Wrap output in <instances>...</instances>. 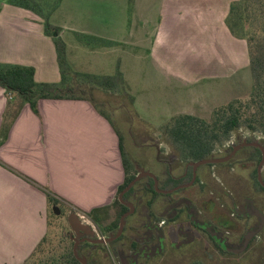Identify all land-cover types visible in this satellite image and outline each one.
<instances>
[{
    "label": "crops",
    "instance_id": "1",
    "mask_svg": "<svg viewBox=\"0 0 264 264\" xmlns=\"http://www.w3.org/2000/svg\"><path fill=\"white\" fill-rule=\"evenodd\" d=\"M10 6L13 8L2 12L0 4V63L35 68L39 83H60L56 47L45 34L43 19L30 10ZM54 19L53 15L52 24ZM69 19L73 21L68 22ZM166 25L165 21L161 23L151 48L132 46L123 52V59L119 55L121 71L130 88L137 84L138 77L145 90L156 86L152 90L162 103L159 112L164 113V119L181 114L198 116L175 111L181 104L180 93L175 90L182 76L178 62L181 52L174 39L164 35ZM58 26L74 69L96 75L111 71L114 72L111 75L115 74L118 57L111 50L113 47L90 48L80 41L84 35L115 41L116 31H109L110 24L108 31L102 26L104 31H100L97 28L100 25H92L89 18L75 11L74 16L65 15ZM188 75L183 76L186 81ZM142 102L151 101L144 96ZM175 102L173 107L171 104ZM7 104L6 90L0 86V131ZM151 166L154 167H142V171L152 173L159 186L166 189L173 187L169 179H178L183 172L179 165L169 170L158 159ZM201 175L204 182L205 170ZM124 180L118 130L92 102L44 99L39 103V113L26 105L8 140L0 145V264H24L47 235L48 192L70 209L71 214L87 216L120 198L119 188ZM94 250L84 247L85 259L89 252L98 253Z\"/></svg>",
    "mask_w": 264,
    "mask_h": 264
},
{
    "label": "rangeland",
    "instance_id": "2",
    "mask_svg": "<svg viewBox=\"0 0 264 264\" xmlns=\"http://www.w3.org/2000/svg\"><path fill=\"white\" fill-rule=\"evenodd\" d=\"M231 1L39 0V2L45 3L44 13L46 15L51 14V17L53 15L56 17L53 20V25L58 28H60L58 25L60 21H63L64 16H74L75 11L89 18L92 25H100L97 27L100 31H104L103 28L108 31L110 24L111 28L109 31H116L117 38L115 40L117 42L113 41L115 42L113 45H104L97 42H92L88 45L85 43L86 39H80V41L90 48H103L108 47V45L113 47L111 50H115L118 57L117 68L121 66L119 55L123 59V52L130 50L133 48L132 46L151 48L155 37L160 32L161 23L165 21L167 25L164 35L167 36V39L173 38L175 46L181 52L178 62L181 65L180 75L182 76L175 87V90L180 93L181 104L179 109H175V111L179 113L191 112L205 119H210L217 107L225 105L232 100H247L253 87L247 43L232 36L225 23ZM0 4L1 8H3L2 12L6 8H13L3 0H0ZM71 21L73 20H68V22ZM73 70L74 72L77 71L74 68ZM104 73H106L104 74L106 76L114 72ZM188 73L189 79L186 81L183 76ZM135 81H137V84L131 87V94L135 97L134 106L129 99L122 97L121 92L100 91L94 95L99 103L98 106H100L98 109L104 111L110 117L116 129L122 133L126 155L138 167V170L142 171V167H154L151 166L154 159L162 160L166 163L170 162L171 164L176 161L177 157L163 132L164 126L171 118L165 117L164 119V113L160 115L159 110L161 107L159 106L162 103L160 104L159 98L156 97V91L152 90L156 86L153 85L147 91L141 85L139 77ZM144 96L149 97L152 103H143L142 98ZM171 105L175 107L176 102ZM186 105H188L187 108H184ZM167 115L166 113L165 116ZM244 140L263 143L264 137L260 133H252L245 128L241 129L233 135L229 142L218 145L214 157L211 159H222L228 156L232 149ZM243 153L241 156H243ZM222 167V165L218 164L217 167L212 169L215 173L214 179L216 181L211 183V185L208 183L209 186L207 185L206 190L207 188L212 190L220 187L232 190L234 183L238 185V183L240 184L243 181L242 172L239 170L240 167L238 169L239 173L234 178L226 176L223 170L227 169V167ZM253 168L255 167L251 166V170ZM206 169L209 170L210 166H202L199 174ZM245 174L249 179L252 177L253 180L255 179V174L252 176L250 173ZM218 179L221 180L223 186L217 181ZM204 182L208 181L205 180ZM202 185L205 186L204 184ZM191 192H195V189H192ZM186 193V191H183L181 195ZM244 193V196H248V191H244ZM207 198L197 195L195 199L199 209L204 208L203 202ZM58 208L61 212L59 215L61 217L59 219L51 217V233L52 238L56 240L54 242L56 245L61 240L62 234L70 232L69 217L71 215V210L63 204L61 209L60 207ZM111 213L112 215L115 214L113 211ZM165 217L166 219L170 218L169 214H166ZM127 218L128 216L124 227L137 221L136 217V219ZM87 220L91 221L88 218ZM257 220L256 222H259ZM248 231L245 230L243 235L245 236ZM261 242L262 240L259 239L254 249H252V251L255 250V253L250 255L252 258L247 254L226 258V256L217 255L214 251L210 250L208 253L203 249L199 259L205 264H264V249H260ZM242 243L243 239L241 243L239 241V245H234V247L238 248ZM258 246L260 250H257ZM44 255H51V253L48 251ZM123 255L118 256L117 260L120 264H125L126 262L124 259L127 258L125 255V258H122Z\"/></svg>",
    "mask_w": 264,
    "mask_h": 264
},
{
    "label": "trees",
    "instance_id": "3",
    "mask_svg": "<svg viewBox=\"0 0 264 264\" xmlns=\"http://www.w3.org/2000/svg\"><path fill=\"white\" fill-rule=\"evenodd\" d=\"M4 1L10 5L30 10L43 19L45 34L53 39L56 47L62 80L60 83H39L36 81L35 68L0 63V86L6 90L8 97L0 131V145L8 140L10 131L24 107L29 105L34 112L39 113V103L44 99L88 100L96 108H100L94 97L96 93L118 91L122 93V97L129 99L130 103L135 105V97L131 94V88L119 67L111 76L74 72L68 61L67 44L61 36V29L51 23V14L44 13L45 3L39 2V0ZM225 23L232 36L247 43L253 81L252 91L247 100L235 99L217 107L210 119L190 114H181L170 119L164 126L163 132L181 165L194 164L213 158L218 145L229 142L233 135L241 129L245 128L252 133H260L264 137V0H232ZM82 39H86L85 43L88 45L92 42L104 45L114 44L92 36H82ZM101 105L103 106V104ZM99 110L102 116L111 122L110 117L101 109ZM118 135L125 168V180L119 188V194H121L137 178L139 171L126 155L124 138L119 130ZM253 149L252 160L258 162L262 153L257 148ZM207 166H214V164ZM191 169L192 167H190V171ZM181 183L175 181L173 187ZM160 188L166 189L163 186ZM137 196L143 202L145 197L147 206L153 210L160 197L171 198L173 194L161 195L155 187V180L146 177L139 180L124 195L123 200L129 201ZM47 198L50 206L48 233L24 264H82L75 255V241L72 239L74 233L70 224V232L62 234L58 244H54L56 240L52 238L51 217L55 219L61 217L55 214L54 207L61 209L62 202L50 192L47 193ZM183 203L185 201L181 200V204ZM186 208H190L189 203H186ZM112 211L115 212L114 215H112ZM128 211L129 208L121 202L118 196L113 204L96 208L88 213L87 217L104 235L116 236L119 233L121 219ZM177 218L178 216L175 215L171 220ZM158 220L161 221V218ZM263 235L261 237H264ZM122 238H125V234H122L120 239ZM136 246L137 243H134L135 248ZM262 248L264 249V238L260 244V249ZM252 249H254L253 244L244 254L251 258L250 255L255 252ZM48 251L51 255H44ZM78 255L81 256L79 250Z\"/></svg>",
    "mask_w": 264,
    "mask_h": 264
},
{
    "label": "flooded vegetation",
    "instance_id": "4",
    "mask_svg": "<svg viewBox=\"0 0 264 264\" xmlns=\"http://www.w3.org/2000/svg\"><path fill=\"white\" fill-rule=\"evenodd\" d=\"M253 144L264 148V140L263 143L246 140L239 143L228 156L222 158L223 162L214 163L209 170H205L204 176L208 182H202L203 176L199 174L200 166L195 168L192 164L181 165L178 159L171 164L161 160L168 165L169 170L178 165L183 170L178 179L171 177L173 182L169 179L171 185L175 181L182 182L181 184L171 189H161L162 185L159 186L163 191H158L161 195L173 194V196L160 197L153 210L147 206L145 197L144 202L139 196L124 201L129 208L127 213H130L127 219L137 218L136 222L124 227L122 234H125V238L120 239L122 234L119 237L118 234L104 235L96 226L98 236L92 238V241L87 240L90 236L79 239L80 258L87 264H120L117 260L118 256L124 254L127 258L124 259L125 264H205L199 259L203 249L208 253L210 250L214 251L217 255L226 258L243 255L251 244L256 246L257 241L264 238L261 237L264 234V150ZM253 148L259 149L262 153L258 162L252 160ZM218 164L227 167L223 172L230 178H234L241 170L243 181L238 185L234 183L232 190L221 187L206 190L208 183L211 185L216 181L212 169ZM251 166L255 168L251 170ZM190 167H192L191 171ZM245 173H250L251 176L256 174L255 181L253 177L249 179ZM217 181L223 184L220 179ZM192 189H195V192H191ZM183 191L187 193L181 195ZM244 191H248V196H244ZM197 195L208 197L203 202L202 209L196 205ZM181 200L185 203L181 204ZM186 203L190 204V208H186ZM129 205L133 206V210ZM166 214H169L170 218L166 219ZM175 215L178 218L171 220ZM159 218L161 221L158 220ZM257 219L259 222H256ZM245 230L250 231L244 236ZM242 239V245L235 248L234 245H239ZM134 243H137L136 248ZM86 246L97 250L99 255H92L89 252L90 255L87 254L85 259L83 254L86 251L83 252V248Z\"/></svg>",
    "mask_w": 264,
    "mask_h": 264
},
{
    "label": "water",
    "instance_id": "5",
    "mask_svg": "<svg viewBox=\"0 0 264 264\" xmlns=\"http://www.w3.org/2000/svg\"><path fill=\"white\" fill-rule=\"evenodd\" d=\"M253 145H256L258 147H260L262 150H264V148L260 145H257V144H253ZM239 149V148H238ZM236 149V150H238ZM236 152V151H235ZM234 152V153H235ZM224 160L222 159H207V160H203V161H200L198 163H194L192 164L195 168H198L199 166L201 165H206V164H214V163H220V162H223ZM141 174H139L137 176V178L122 192V194H120V200L122 203L126 204L123 200L124 198V195L139 181L141 180L143 177L145 176H149L151 178H153L155 180V186H156V189L157 191L159 192H163L159 189V184H158V180L157 178L150 172H145V171H140ZM164 193H167V192H164ZM130 208L133 210V206L132 205H129ZM54 212L55 214L57 215H60V210L58 207H54ZM130 213H127L125 214L122 219H121V223H120V230H119V233H118V236L119 237L123 230H124V225H125V219L127 216H129ZM69 224L72 228V231L75 235V237L73 236V240L76 241V244H75V255L77 256V258L83 263V264H87L86 261L84 259H81L78 255V241L79 239H81V237H86V236H90L87 240H91L92 238H95L96 235L93 233V227L89 225V223H87L86 221L82 220L79 216V214L77 213H73L70 215L69 217ZM82 240V239H81ZM92 241V240H91ZM247 245V243H246Z\"/></svg>",
    "mask_w": 264,
    "mask_h": 264
},
{
    "label": "built area",
    "instance_id": "6",
    "mask_svg": "<svg viewBox=\"0 0 264 264\" xmlns=\"http://www.w3.org/2000/svg\"><path fill=\"white\" fill-rule=\"evenodd\" d=\"M79 216H80V218H81L82 220L86 221L87 223H89L90 226L93 227V233H94V234L96 235V237H97L98 234H97V227H96V225H95L92 221L87 220V218H88L87 216H85V215H79ZM88 219H90V218H88ZM102 239L106 240L105 237H102Z\"/></svg>",
    "mask_w": 264,
    "mask_h": 264
}]
</instances>
